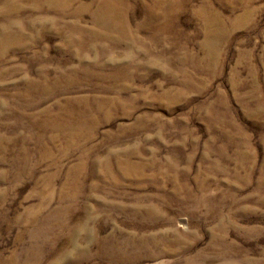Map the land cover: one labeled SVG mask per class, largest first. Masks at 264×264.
<instances>
[{
  "label": "rangeland",
  "instance_id": "rangeland-1",
  "mask_svg": "<svg viewBox=\"0 0 264 264\" xmlns=\"http://www.w3.org/2000/svg\"><path fill=\"white\" fill-rule=\"evenodd\" d=\"M101 1L0 0V264H264V0Z\"/></svg>",
  "mask_w": 264,
  "mask_h": 264
},
{
  "label": "bare ground",
  "instance_id": "bare-ground-1",
  "mask_svg": "<svg viewBox=\"0 0 264 264\" xmlns=\"http://www.w3.org/2000/svg\"><path fill=\"white\" fill-rule=\"evenodd\" d=\"M45 1H54V0H45ZM101 2H114V1H113V0H102ZM245 3H247V1H246ZM247 5L250 6L251 3H248ZM104 8H106V7H104ZM200 12H201V10H200ZM202 12H203V11H202ZM202 12H201V13H202ZM202 15H203V13H202ZM203 17H204V15H203ZM31 120H32V119H31ZM32 122L34 123L35 120H32Z\"/></svg>",
  "mask_w": 264,
  "mask_h": 264
}]
</instances>
